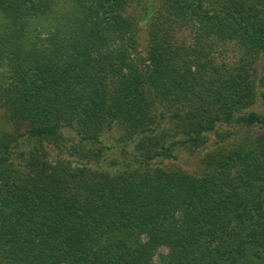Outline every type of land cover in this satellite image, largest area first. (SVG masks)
I'll use <instances>...</instances> for the list:
<instances>
[{
	"label": "trees",
	"instance_id": "16d2710c",
	"mask_svg": "<svg viewBox=\"0 0 264 264\" xmlns=\"http://www.w3.org/2000/svg\"><path fill=\"white\" fill-rule=\"evenodd\" d=\"M0 264H264V0H0Z\"/></svg>",
	"mask_w": 264,
	"mask_h": 264
},
{
	"label": "rangeland",
	"instance_id": "374dc122",
	"mask_svg": "<svg viewBox=\"0 0 264 264\" xmlns=\"http://www.w3.org/2000/svg\"><path fill=\"white\" fill-rule=\"evenodd\" d=\"M174 164L181 166L185 170H188L189 172H192V173L196 172L199 168L198 160L195 158H192L191 155L188 156L187 154H182L180 159L176 161ZM161 252H167V251L165 249H162ZM155 261L157 263L161 262L159 255L156 256Z\"/></svg>",
	"mask_w": 264,
	"mask_h": 264
}]
</instances>
